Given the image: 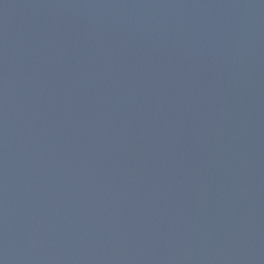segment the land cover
Listing matches in <instances>:
<instances>
[{
  "label": "water",
  "instance_id": "1",
  "mask_svg": "<svg viewBox=\"0 0 264 264\" xmlns=\"http://www.w3.org/2000/svg\"><path fill=\"white\" fill-rule=\"evenodd\" d=\"M0 264H264V0H0Z\"/></svg>",
  "mask_w": 264,
  "mask_h": 264
}]
</instances>
